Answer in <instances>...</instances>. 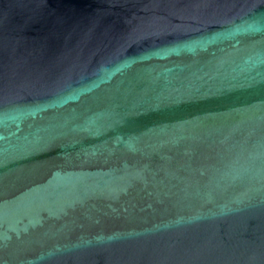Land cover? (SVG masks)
I'll list each match as a JSON object with an SVG mask.
<instances>
[{"label": "water", "instance_id": "1", "mask_svg": "<svg viewBox=\"0 0 264 264\" xmlns=\"http://www.w3.org/2000/svg\"><path fill=\"white\" fill-rule=\"evenodd\" d=\"M0 264H264V0H0Z\"/></svg>", "mask_w": 264, "mask_h": 264}]
</instances>
